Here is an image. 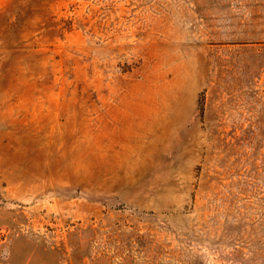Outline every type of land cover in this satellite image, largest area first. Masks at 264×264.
<instances>
[{
    "label": "rangeland",
    "instance_id": "obj_1",
    "mask_svg": "<svg viewBox=\"0 0 264 264\" xmlns=\"http://www.w3.org/2000/svg\"><path fill=\"white\" fill-rule=\"evenodd\" d=\"M0 264H264V0H0Z\"/></svg>",
    "mask_w": 264,
    "mask_h": 264
}]
</instances>
